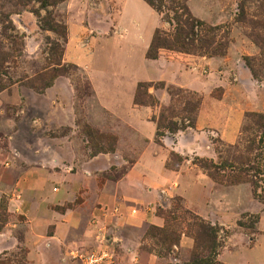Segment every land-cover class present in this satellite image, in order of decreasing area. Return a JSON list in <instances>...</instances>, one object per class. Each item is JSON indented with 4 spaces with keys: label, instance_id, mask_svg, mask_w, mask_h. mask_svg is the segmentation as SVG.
I'll list each match as a JSON object with an SVG mask.
<instances>
[{
    "label": "rangeland",
    "instance_id": "374dc122",
    "mask_svg": "<svg viewBox=\"0 0 264 264\" xmlns=\"http://www.w3.org/2000/svg\"><path fill=\"white\" fill-rule=\"evenodd\" d=\"M185 3L192 17L203 23L199 26V35H215L224 49L222 53L212 55L199 50L198 42L194 40L191 51L177 53L189 58L188 62L199 57L214 60L200 65L197 70L214 75L208 94L213 102L224 98L222 108L215 110L218 116L223 120L225 114L228 119L230 113L233 118L239 113L238 135L232 143L235 144L246 122L245 114L264 113V0H185ZM118 4V0H0V168L13 169L10 174L5 170L9 182L12 176H17V167L42 164L48 159V149L57 144L62 150L79 151L85 147L113 150L115 125L98 107L86 70L66 60L65 50L72 22L87 27L78 38L87 43L85 48L96 47L93 41L89 44L91 37L98 36L96 12L102 6L115 10ZM160 20L159 28L172 35L175 23L169 24L161 15ZM145 83H152L147 90L150 98L144 97V101L156 109L152 116L154 122L161 120L163 125L171 122L181 126L196 121L204 93L175 86L170 90L167 87L172 85L162 88L157 82ZM141 94H145V88L141 89ZM160 95L167 96L168 103L163 104ZM160 132L171 134L166 128H161ZM189 133L187 131L186 136ZM250 133L252 131L247 134L252 137ZM209 143L214 153L212 157H185L169 151L167 167L190 166L196 158L217 162L215 149L223 148L221 143L230 144L215 137H211ZM120 175L112 170L101 174L98 180H116ZM227 176L228 173L217 182L213 180L216 183V220L203 219L221 228L220 243L241 232L247 236L246 244L250 247L256 234L264 232V204L254 198L248 183L231 185L245 186L243 189H228ZM160 203L166 207L156 206L155 212L166 220V231L189 235L190 216L185 214L187 209L181 199L162 197ZM112 212H115L114 208ZM81 218L71 233L72 247L67 248L66 258L61 262L78 264L79 257L97 248L102 240L112 251L114 264L122 253L114 246L116 230L97 216L89 217L83 212ZM7 220L8 214L2 205L0 224ZM151 226L154 225L146 223L140 229L124 227L117 234L135 241L141 252H154L160 258L159 264H187L192 250L182 255L176 246L170 247L163 242L158 230L161 227L153 229ZM127 246L132 247L131 244ZM163 248L167 250L164 252ZM159 250L162 253L158 254ZM24 260L25 251L18 250L0 257V264H24Z\"/></svg>",
    "mask_w": 264,
    "mask_h": 264
},
{
    "label": "crops",
    "instance_id": "0c3cea01",
    "mask_svg": "<svg viewBox=\"0 0 264 264\" xmlns=\"http://www.w3.org/2000/svg\"><path fill=\"white\" fill-rule=\"evenodd\" d=\"M118 3L115 10L102 6L96 12L98 36L89 40L96 47L85 48L87 43L78 38L87 27L72 22L65 50L66 60L86 70L98 107L112 119L114 148L75 151L62 150L57 144L48 149V159L42 164L17 167V176H12L11 182L5 170L10 174L13 169L0 168V206L4 205L8 214V220L0 224V257L24 250V264H63L61 259L72 247V230L84 212L116 230L114 246L122 253L114 264H159L154 252H141L135 241L117 232L124 227L140 229L146 223L163 227L164 218L155 212L156 206L166 207L160 203L162 197H179L187 210L216 220V183L193 164L168 168V153L212 157L211 137L234 143L240 115L233 118L230 113L227 119L225 114L222 120L215 111L222 108L224 98L213 102L209 97L214 75L197 70L200 65L213 63V59L199 57L188 62L181 53L165 49L156 59L146 58L154 31L161 26L160 15L143 0ZM139 82H163L204 93L195 126L173 135L165 133L157 142L152 120L156 109L134 104ZM160 101L166 104L168 97L160 95ZM112 170L121 174L116 180H98ZM246 241L244 233L230 235L217 260L223 264H264V232L256 234L252 246ZM130 244L132 247L127 246ZM193 246V238L184 234L177 250L183 255Z\"/></svg>",
    "mask_w": 264,
    "mask_h": 264
},
{
    "label": "trees",
    "instance_id": "16d2710c",
    "mask_svg": "<svg viewBox=\"0 0 264 264\" xmlns=\"http://www.w3.org/2000/svg\"><path fill=\"white\" fill-rule=\"evenodd\" d=\"M143 1L161 15L164 21L169 24H172V22L175 23V31L172 35H168L160 28L154 31L152 41L146 52V58L156 59L159 51L162 49L188 53L194 48V40L198 42L199 46L197 48L203 52L206 51L212 55L222 53L224 46L220 41H216L215 35L211 37L207 34L199 35V26H202L203 23L192 17L185 0ZM170 13H173V17H170ZM157 84L162 88L165 87L163 82H157ZM151 85L152 83L145 82H139L137 84L134 94L135 105H152L148 101H144V97L150 98L147 90ZM173 87L168 86L167 89L171 90ZM143 88H145L144 95L141 94V89ZM245 121L237 143L227 145L221 143L224 147L215 149L218 157L217 162L196 158V162L193 164L197 165L215 182H217L219 177L228 173L227 177L229 178H227L226 182L228 186L240 183L250 184L253 189L254 198L264 204V113H247L245 114ZM155 122L157 126V142L165 134L160 132L161 128H166L168 132L175 134L178 131L195 126V119L181 126H176L171 122L163 125L161 124V120ZM249 131H252L250 133L253 134L252 137L248 136L247 133ZM257 137L259 140L256 139ZM185 214L190 216V222L187 228L189 235L194 240V246L187 264H223L217 260V255L222 247V243L219 240L221 228L189 210H186ZM151 228L157 229L155 226H151ZM158 230L162 233L164 243H168L170 247H178L181 234L173 230L166 231V220L164 226L158 228ZM166 250V248H163L164 252ZM160 253H162V250L158 251V254Z\"/></svg>",
    "mask_w": 264,
    "mask_h": 264
},
{
    "label": "built area",
    "instance_id": "2783aa9c",
    "mask_svg": "<svg viewBox=\"0 0 264 264\" xmlns=\"http://www.w3.org/2000/svg\"><path fill=\"white\" fill-rule=\"evenodd\" d=\"M53 190H56V188ZM133 212L135 211L133 210ZM101 241L97 248L80 256L78 264H112L113 253L107 248V246L104 245V242Z\"/></svg>",
    "mask_w": 264,
    "mask_h": 264
}]
</instances>
